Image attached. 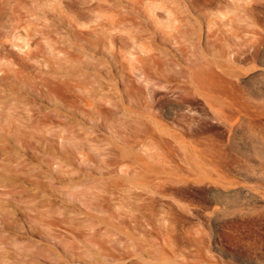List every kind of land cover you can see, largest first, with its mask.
<instances>
[{"label":"rangeland","instance_id":"374dc122","mask_svg":"<svg viewBox=\"0 0 264 264\" xmlns=\"http://www.w3.org/2000/svg\"><path fill=\"white\" fill-rule=\"evenodd\" d=\"M0 264H264V0H0Z\"/></svg>","mask_w":264,"mask_h":264},{"label":"bare ground","instance_id":"6f19581e","mask_svg":"<svg viewBox=\"0 0 264 264\" xmlns=\"http://www.w3.org/2000/svg\"><path fill=\"white\" fill-rule=\"evenodd\" d=\"M218 208V207H217Z\"/></svg>","mask_w":264,"mask_h":264}]
</instances>
